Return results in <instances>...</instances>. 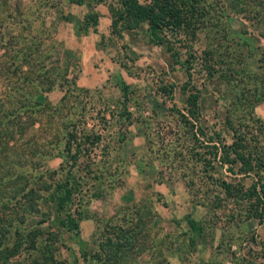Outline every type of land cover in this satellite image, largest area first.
Returning <instances> with one entry per match:
<instances>
[{"label": "rangeland", "instance_id": "rangeland-1", "mask_svg": "<svg viewBox=\"0 0 264 264\" xmlns=\"http://www.w3.org/2000/svg\"><path fill=\"white\" fill-rule=\"evenodd\" d=\"M111 1L0 0V175L49 188L38 214L10 212L11 262L34 235L57 240L56 264H264V219L243 200L264 167L230 171L213 147L244 139L264 156V0L193 1L196 37L175 55L146 23L114 28ZM65 187L76 237L49 198Z\"/></svg>", "mask_w": 264, "mask_h": 264}, {"label": "trees", "instance_id": "trees-1", "mask_svg": "<svg viewBox=\"0 0 264 264\" xmlns=\"http://www.w3.org/2000/svg\"><path fill=\"white\" fill-rule=\"evenodd\" d=\"M193 1L195 0H148L147 2L143 3L139 0H113L111 1L112 4L110 5L113 14L112 25L117 30H135L143 23H146L150 41L156 44L165 41L167 43L166 46L168 47V50L171 51L173 55H175L176 53H179V48L185 47L184 45L189 44L191 40L196 37V30H198L200 20L186 14V12L193 13V10H191ZM234 5V7H236V4ZM228 8L231 9L230 2L228 4ZM199 10H202V8H198L195 14H197ZM224 13L228 15V10H226ZM91 15L92 18L94 17L92 21L96 23V14ZM89 21L90 20L88 19L87 22L89 23ZM192 55L194 56V54ZM24 64L25 63L22 58V63L18 64V69H20V65ZM214 64L215 62L213 64L209 63V67ZM8 66L9 65H7V67ZM47 69L49 74L44 75V80H47V75H54L55 72V70L50 67H47L44 71L46 72ZM2 70L6 72V68ZM188 75L190 80L187 83L188 85L193 86L191 72H188ZM18 88H20V86ZM41 91L50 90H46L41 86L37 87L36 92L38 93ZM34 92V90L33 92L27 91L28 94L30 93L28 96L31 106L38 103V101L35 99L37 94L36 92L34 94ZM189 97L194 98V101L196 100V96ZM191 98L189 99L190 102ZM44 104L50 105L48 106L49 108L52 107L50 100H46L43 105ZM21 107L24 110L26 108L25 106ZM8 118L7 112L0 115L1 133L2 130L7 127L6 125L9 121ZM252 138L255 137L253 136ZM4 139H6V137ZM70 140L71 137L69 136L66 141L67 151H69L71 148ZM243 141L244 139H238V142H235L234 144H219L218 147L213 146L215 147L214 153L217 154L219 151L218 149L220 148L222 155L221 160L224 163H228V168L230 171H235L234 165L236 166L237 160H240L241 165H239L237 169L241 173L245 174V176L248 175L249 171H251L253 168H257V173H259V171H261V167H264V156H260L257 151H250L248 144H245ZM5 144L0 147L1 153H4L6 149ZM244 151L247 153L244 154ZM0 169L4 170L5 168L0 164ZM4 173L5 172L0 175V264H13L11 259L15 257L17 253H20V249L18 244L10 246L9 239H17V236L19 233H21V230L19 227L15 228L14 231L10 230L13 222V218L11 216H14L10 212L15 214L14 220H23L22 222H24V218L28 215L38 214L40 212L39 200L42 198L41 191H48L49 188L45 183H42L41 185L36 183L38 185L36 188L35 185L28 186V184L23 182L24 176H19V174L16 176L12 174L13 178L7 180L3 178L5 175ZM6 175L10 176L9 173ZM262 181L263 180L261 179H258V181H253L245 190L243 197V200L246 199L245 201H248L250 204L249 210L254 213V216L257 217L260 222L264 219V182ZM222 185L226 187L228 192H231L232 188L236 186V184L234 185L227 181H222ZM238 190H240V187L236 189V191ZM70 191L71 187H65L62 190L56 188L50 194L49 198L53 199V201L56 203V212L64 213L66 216L62 222V226L65 227L66 230H68L74 237H76L79 233V223L72 214V198ZM237 195L240 196V192H238ZM49 234L50 236H56V232H49ZM56 242L57 240H52L48 241L46 244L40 243L38 246L36 245V237L33 235L31 238V246L29 247L34 253L26 264H56L57 256H59V247L56 246ZM108 245L110 247L113 246L112 243H109ZM109 253L110 252H107L106 255ZM72 254L74 253L72 252ZM82 255L85 257L84 253Z\"/></svg>", "mask_w": 264, "mask_h": 264}]
</instances>
